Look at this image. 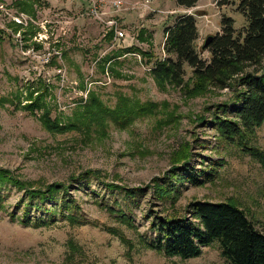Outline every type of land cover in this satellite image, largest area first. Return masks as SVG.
Segmentation results:
<instances>
[{
  "label": "rangeland",
  "instance_id": "374dc122",
  "mask_svg": "<svg viewBox=\"0 0 264 264\" xmlns=\"http://www.w3.org/2000/svg\"><path fill=\"white\" fill-rule=\"evenodd\" d=\"M113 1L97 3L101 21L89 14L84 0H37L35 17L23 13L33 20L28 24L34 23L36 32L28 42L22 41L20 31L0 30V99L10 100L0 102V170L36 188L66 184V197L79 207L72 222L67 212L60 214L58 197L47 204L56 211L53 223L34 226L48 214L21 205L24 198L28 205V197L13 183L1 185L0 264H225L217 245L189 260L169 258L149 247L155 238L153 220L186 216L193 201L233 199L259 229L264 228V169L238 141L220 138L211 123L232 91L208 86L202 95L190 97L183 87H160L150 72L166 58L164 32L179 15H196L199 50L207 37L221 31L222 17L232 18L236 29L246 24L245 18L235 4L220 7L218 0H199L188 11L178 8L175 0H119L118 10L111 7ZM15 2L0 0L18 11ZM110 20L118 22L123 38L109 30ZM56 55L60 69L51 60ZM108 55L112 61L102 72L99 64ZM190 76L188 69L186 82ZM81 81L110 110L117 108L120 96L131 107L153 103L155 109L131 122L104 115L103 136L95 131L55 133L16 98L26 104L28 87L51 85V117L66 123L79 98L87 97L79 88ZM244 142L264 154V125L247 133ZM185 149L191 153L187 169L199 174L215 168L213 182L194 186L185 173L172 171ZM156 179L160 184L170 180L175 193L166 200L157 197ZM26 210L31 223H23Z\"/></svg>",
  "mask_w": 264,
  "mask_h": 264
},
{
  "label": "trees",
  "instance_id": "16d2710c",
  "mask_svg": "<svg viewBox=\"0 0 264 264\" xmlns=\"http://www.w3.org/2000/svg\"><path fill=\"white\" fill-rule=\"evenodd\" d=\"M198 1L175 0L177 7L184 11L195 9ZM36 2L37 0H16L14 7L18 12L35 17ZM218 4L220 7L235 4L246 24L236 29L232 18L222 17L221 31L213 36L205 50H199L196 15L185 12L165 29L166 58L157 62L150 72L160 87L165 84L175 88L183 87L190 97L202 95L208 86L213 89L231 90L233 96L217 107V113L211 123L220 138L228 143L238 141L243 152L259 162L264 169V154L256 148L248 147L244 142L247 133H254L264 125V0H238L237 5L235 0H218ZM33 24H28L24 29L12 22L9 27L14 33L20 31L22 41L28 42L36 34ZM112 34L107 36L108 41L112 39ZM205 52L209 55L207 59L202 57ZM60 55L67 59L66 52H61ZM112 58L109 55L103 58L99 64L102 72H105L106 64L111 62ZM58 59L56 55L51 60L53 65L60 69ZM75 69L79 73V69ZM188 69L191 76L186 82ZM33 87L32 85L27 88L26 104L21 102L19 97L16 98L22 108L31 115H40L39 121L45 129L55 133L84 131L90 135L95 131L103 136L104 115L111 116L116 122L119 119L131 122L135 117L151 115L155 109L153 103L131 107L128 99L120 96L117 108L110 110L99 96L88 90L81 81L79 88L87 91V97L79 98L72 117L65 123L61 118L51 117L50 100L53 98V86L39 82ZM8 99H0V102L10 101ZM190 157V151L185 149L174 162L172 171L185 173L186 179L194 186L213 182L217 170L210 168L207 171L201 170L199 174L193 173L187 169ZM7 183H13L18 189L25 191L29 202L28 205L24 204V198L20 202L21 205L25 208L34 206L36 210L48 214L49 219L37 218L34 226L53 223L56 211L51 210L47 204L55 203L58 197H61L60 214L67 212L66 217L72 222L76 221L75 214L78 213L79 207L69 196L66 197L69 188L66 184L53 183L44 188H36L37 184L22 183L11 178L7 171L0 170V186ZM153 183L154 193L161 199L166 200L168 195L175 193L170 180L160 184L156 179ZM186 211L188 214L182 217H156L150 226L155 238L149 242V247L169 258L189 260L201 256L204 249L217 245L225 264H264V228L259 229L235 200L193 201L188 204ZM28 212L29 210L25 211L23 223H31Z\"/></svg>",
  "mask_w": 264,
  "mask_h": 264
},
{
  "label": "built area",
  "instance_id": "2783aa9c",
  "mask_svg": "<svg viewBox=\"0 0 264 264\" xmlns=\"http://www.w3.org/2000/svg\"><path fill=\"white\" fill-rule=\"evenodd\" d=\"M66 2H76L77 0H65ZM88 3L89 6V14L95 16L97 19L101 20L98 12L97 3L103 0H84ZM8 5L4 3H0V30L11 31L9 24L15 22L17 25H21L22 27L28 26V19L33 22V20L27 15L13 10L12 7L8 8ZM111 7L114 9H120L122 7V3L119 0H115L111 2ZM12 9V10H11ZM103 21V20H101ZM107 27L109 30H114L117 36L123 38L124 34L118 29V22L116 20H110L107 22Z\"/></svg>",
  "mask_w": 264,
  "mask_h": 264
},
{
  "label": "water",
  "instance_id": "95a60500",
  "mask_svg": "<svg viewBox=\"0 0 264 264\" xmlns=\"http://www.w3.org/2000/svg\"><path fill=\"white\" fill-rule=\"evenodd\" d=\"M212 40H213V36L207 37L204 44H203L202 49L205 50L208 47V45L211 43Z\"/></svg>",
  "mask_w": 264,
  "mask_h": 264
}]
</instances>
